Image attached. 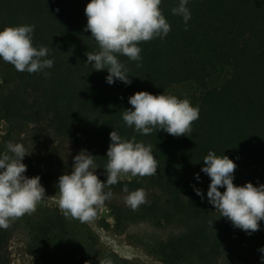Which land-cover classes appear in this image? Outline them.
Returning a JSON list of instances; mask_svg holds the SVG:
<instances>
[{
	"label": "trees",
	"instance_id": "obj_1",
	"mask_svg": "<svg viewBox=\"0 0 264 264\" xmlns=\"http://www.w3.org/2000/svg\"><path fill=\"white\" fill-rule=\"evenodd\" d=\"M88 3L0 0V31L34 25L33 46L47 47L46 59L54 62L29 74L0 58V154L9 142L23 144L28 154L22 161L24 175L39 176L46 194H58L59 177L71 174L82 150L96 157L91 170L106 183L110 133L115 130L124 140L135 136L136 142L152 146L157 174H129L105 187V193H113L104 204L113 223L101 225L104 229L118 235L139 224L170 230L165 239L129 236L160 264H264L259 251L264 248V221L259 231L248 234L221 217L208 202L211 180L201 171L212 151L236 164L234 185H264V0H188L187 24L172 13L180 0H162L168 35L141 42L139 62L117 57L128 70V85L119 80L110 85L106 69L86 65L85 53L100 50L85 31ZM172 89L176 91L169 95ZM137 92L188 99L199 108L191 133L174 137L154 129L142 135L128 127L122 113L132 108L128 100ZM141 188L147 203L134 211L125 199ZM19 229L27 234L26 253L36 264H99L105 259L143 264L107 250L90 228L45 203L0 229V264H12L9 243Z\"/></svg>",
	"mask_w": 264,
	"mask_h": 264
},
{
	"label": "clouds",
	"instance_id": "obj_2",
	"mask_svg": "<svg viewBox=\"0 0 264 264\" xmlns=\"http://www.w3.org/2000/svg\"><path fill=\"white\" fill-rule=\"evenodd\" d=\"M162 0H90L86 5L87 26L99 51L87 52V64L95 71L108 72L106 82L119 80L131 84L128 70L118 60L123 55L132 61H141V42L154 38L163 39L171 30L160 5ZM188 0H180L179 6L172 9L173 15L182 16L185 24L190 17L186 7ZM59 11V9H57ZM34 25L6 27L0 31V58L14 66L18 72L37 73L53 66V60L46 59L49 49H37L32 44ZM141 65L137 63V67ZM46 75H50L46 73ZM131 109L124 110L122 119L128 127L135 128L142 135H149L154 129L167 132L174 137L191 133L192 124L199 119V108L193 107L188 99L180 100L165 94L152 95L137 92L128 100ZM111 143L107 150V182L95 175L96 157L82 150L74 157L71 174H64L58 181V198L45 197V189L40 177L28 178L24 175L27 166L22 163L26 149L21 143L7 144V151L0 154V229H7L11 222L31 215L37 205L45 199H55L65 218L90 223L97 216V209L104 206L113 193H105L106 186L118 183L122 175L152 176L157 174L158 162L152 154V146L131 140H124L114 130L110 133ZM205 167L201 171L211 180L207 191L208 202L227 218L234 227L248 234L260 229L264 221V185L252 183L236 186L233 183L236 164L227 156L209 153L203 159ZM199 180V174L196 175ZM225 188L221 193L218 189ZM124 192H128L125 185ZM194 191L203 199L199 189ZM125 203L132 210L147 203L146 192L138 189L129 193ZM264 252V248L259 249ZM99 264H111V260H99Z\"/></svg>",
	"mask_w": 264,
	"mask_h": 264
},
{
	"label": "rangeland",
	"instance_id": "obj_3",
	"mask_svg": "<svg viewBox=\"0 0 264 264\" xmlns=\"http://www.w3.org/2000/svg\"><path fill=\"white\" fill-rule=\"evenodd\" d=\"M175 91H176L175 89L174 90L172 89L169 92V95H171ZM3 130H4V126L0 125V131L2 132ZM121 177L125 178L126 176L122 175ZM55 195L58 198V194L45 193L46 198H50ZM41 203H45L50 207L58 208V204L56 203L55 199L52 200L45 199ZM112 223L113 221L109 215L108 210L103 206L97 209V216L92 222L83 223V224L87 227L89 226L91 229L97 232L98 227H102L101 225L104 224L112 225ZM104 230L106 231V234L101 235V237L99 235L98 238L99 242L104 248H106L109 251H112L121 258L138 260L143 264H160V263L155 261L151 257L147 256L141 248L132 244L129 240V236L135 235L137 237L144 236V237H156V238L165 239L168 235L171 234L170 230L159 231L150 227L148 224H139L130 227L127 232V235L115 234L111 230V228H109V230L107 229ZM27 241H28L27 234L22 229H19L12 237L9 243L10 259L12 264H36L33 262L31 257L26 253ZM219 264H223V263H219ZM226 264H248V263H244L237 260H229L227 261ZM250 264H254V263H250Z\"/></svg>",
	"mask_w": 264,
	"mask_h": 264
},
{
	"label": "built area",
	"instance_id": "obj_4",
	"mask_svg": "<svg viewBox=\"0 0 264 264\" xmlns=\"http://www.w3.org/2000/svg\"><path fill=\"white\" fill-rule=\"evenodd\" d=\"M91 230L98 236V238H99V235L101 237V235H105L106 234V231L102 227H98L97 232H95L93 229H91Z\"/></svg>",
	"mask_w": 264,
	"mask_h": 264
}]
</instances>
